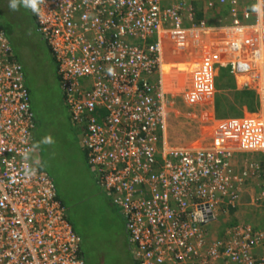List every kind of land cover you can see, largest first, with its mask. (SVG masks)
Masks as SVG:
<instances>
[{
    "label": "built area",
    "instance_id": "built-area-1",
    "mask_svg": "<svg viewBox=\"0 0 264 264\" xmlns=\"http://www.w3.org/2000/svg\"><path fill=\"white\" fill-rule=\"evenodd\" d=\"M201 4L225 8L231 21L196 20ZM40 9L37 31L71 121L83 126L88 165L125 218L136 264H264V226L233 225L217 238L205 228L222 204L237 205L247 175L264 180V162L249 161L246 172L234 163L236 153H264V114L223 121L214 146L168 145L164 45L167 33H185L177 54L196 51L168 70L189 71L187 103L212 100L223 66L264 99V0H43ZM34 129L24 66L0 25V264H87L52 176L34 163L25 175ZM254 202L264 205V183Z\"/></svg>",
    "mask_w": 264,
    "mask_h": 264
},
{
    "label": "rangeland",
    "instance_id": "rangeland-1",
    "mask_svg": "<svg viewBox=\"0 0 264 264\" xmlns=\"http://www.w3.org/2000/svg\"><path fill=\"white\" fill-rule=\"evenodd\" d=\"M8 3L9 0H0V23L7 30L6 35L12 44L16 59L24 66L26 83L31 91L32 107L37 120L34 135L38 149L34 147L36 151L33 153V161L38 163L34 164L46 170L54 179L58 194L66 205L67 216L83 238L82 247L87 264H136L135 246L130 241L125 218L113 203L112 195L99 186L94 172L87 163L86 149L81 139L83 126L75 125L71 121L54 58L48 44L37 31L34 14L24 7H21L19 11H12ZM202 5L198 8L203 10ZM203 12L207 21H211L210 24L231 19L230 14L222 15L215 9L206 10L205 8ZM195 19L198 20L197 12ZM254 20L253 16L249 21ZM182 71L186 72V80H188L189 71L186 69ZM221 72L230 73V67H217L215 70L212 97L215 101L217 91L220 89L218 77ZM182 90L183 88H179V91ZM229 94L231 96V93ZM176 100L177 104L173 108L176 115H179L180 111L185 116L189 115L186 118L188 130L190 128L196 130L203 124L209 125L208 119H211V116L203 119L204 121L200 118L193 119L191 118L193 107L183 102L178 93H176ZM208 103L210 102L204 104L209 105ZM202 114L205 113L202 112ZM174 117L176 118L175 115ZM179 124L172 125L175 127ZM178 131L182 135L189 132L183 129ZM171 132L174 140L179 142L178 136L173 130ZM224 135L228 138L231 134ZM48 136L54 143H44V138ZM219 136L220 134L217 138ZM237 154L238 156L234 157V163L236 167L238 165L241 167L244 163L242 153ZM226 226V223H220L215 232L209 231V233L220 237Z\"/></svg>",
    "mask_w": 264,
    "mask_h": 264
},
{
    "label": "crops",
    "instance_id": "crops-1",
    "mask_svg": "<svg viewBox=\"0 0 264 264\" xmlns=\"http://www.w3.org/2000/svg\"><path fill=\"white\" fill-rule=\"evenodd\" d=\"M224 9L219 10V12L222 14ZM226 12L224 11L223 14ZM228 13V12H227ZM226 13V14H227ZM225 14V15H226ZM229 15V14H228ZM227 15V16H228ZM231 19H228V21H225L226 23L230 22ZM223 24V22L221 20ZM176 37L178 41L175 43L173 42V37ZM166 34L164 40V45L167 48V51L170 54H166V92H167V100H168V123H167V130H166V140L168 145L170 146H182L187 148H201V147H210L214 146L218 142V131L220 126H222V122L227 121L232 118L242 117L247 114L257 113L260 112L264 114V99L260 96V94L253 88L249 87H242L239 82L237 83V77L233 75V73H229L231 76L232 84L230 87L225 88L224 86L218 87L220 88L219 91H217L216 95V101H207L210 102L207 104H190V107H193L191 118H200V120L204 121L203 119H207L208 116H211V119L209 121V125L203 124L199 125L196 130H191V128L188 130L187 120L186 118L189 116L183 115V113L180 111L179 115H176V111H174V106L177 104L176 100V93L181 96L182 101L187 103V100L185 98L184 93L187 89V85H190V80H186V72L183 71H175V70H168L170 69V65L175 62H181L190 60L193 55L190 56H183V58H180L177 53L178 51L174 49L176 44L182 43L183 41H186L188 39V36L185 33L182 34ZM176 55V56H175ZM172 56L174 57L172 59ZM196 57V56H195ZM194 57V58H195ZM220 70V69H219ZM184 75V76H182ZM219 84H223L227 76H219ZM229 82V81H228ZM187 84V85H186ZM179 88H183L182 91H179ZM243 90H249L253 91L254 97L252 98L250 96L249 102L252 105V108H249V106L246 103L242 104V99H236V94L234 92L236 91H243ZM178 91V92H177ZM231 93V96L230 94ZM221 101V104H217V99ZM222 100H221V99ZM206 102V103H207ZM176 109V108H175ZM207 111V113H206ZM257 111V112H256ZM204 112L205 114H202ZM209 112V113H208ZM200 114V117H199ZM176 116V118L174 117ZM172 117V119H171ZM185 120V121H182ZM180 123L179 126H173L172 124ZM190 124V123H189ZM187 130L186 134L182 135L178 130ZM171 130L174 131V133L178 136L179 142L175 141ZM194 132V133H193ZM196 132V133H195ZM196 137V138H194ZM173 144V145H171ZM35 147V146H34ZM86 149V148H85ZM36 151V150H35ZM34 151V152H35ZM87 152V151H86ZM242 153V166L236 167L238 171L244 172L247 164L249 161H251V158H256L257 162L263 163L264 162V153H258V152H241ZM245 153H252V154H245ZM238 154H235V157H237ZM87 160V156H86ZM246 172V171H245ZM264 183V180L262 178H253L251 176L247 175V179L243 185V191L241 198L236 206L228 205L227 203H224L221 205L219 211H218V218L210 223H208L205 228L209 231L215 232L217 227H219L220 223H226L227 226L230 225H237L242 223H251L255 227H263L264 226V205H260L258 202H254V197L257 196L260 189L262 188ZM264 203V202H263ZM224 228V227H221ZM220 228V230H221ZM222 231V230H221ZM210 234V233H209ZM224 234V231L222 232ZM212 234H210L211 236ZM213 236V235H212ZM211 238H217L216 236H213Z\"/></svg>",
    "mask_w": 264,
    "mask_h": 264
},
{
    "label": "trees",
    "instance_id": "trees-1",
    "mask_svg": "<svg viewBox=\"0 0 264 264\" xmlns=\"http://www.w3.org/2000/svg\"><path fill=\"white\" fill-rule=\"evenodd\" d=\"M224 9V11L227 13V10L225 9V8H223ZM219 10H221V9H219ZM219 10H217V11H219ZM224 11L222 12V15H223V13H224ZM225 13V14H226ZM197 18H198V20H202V19H204L205 18V14H204V12H203V10L202 9H198L197 10ZM209 23H211V21H209ZM0 25L2 26V24L0 23ZM2 28L5 30V32L7 31L3 26H2ZM47 43V42H46ZM49 46V45H48ZM49 49H50V47H49ZM50 51H51V53H52V56H53V58H54V61H55V64H57L56 63V60H55V57H54V55H53V52H52V50L50 49ZM56 70H57V65H56ZM221 71V70H220ZM57 75H58V72H57ZM221 76H227V79H226V81L221 85V84H219L218 83V87H221V86H224L225 88H228V87H230V85L232 84V80H231V76H230V74H228V73H220V77ZM58 78H59V81H60V77H59V75H58ZM229 81V82H228ZM29 91H30V89H29ZM234 94H236V99H242V104L243 103H246L248 106H249V108H252V105L250 104V102H249V99H250V96L253 98L254 97V92L253 91H249V90H243V91H236V92H234ZM221 99V98H220ZM223 99V98H222ZM221 99V100H222ZM30 101H31V91H30ZM221 104V101L219 100V98L217 99V104ZM188 105H190V103L188 102L187 103ZM31 105H32V101H31ZM32 109H33V107H32ZM33 112H34V110H33ZM34 120H35V128H36V122H37V120H36V117H35V114H34ZM81 135H83V131H82V134ZM82 139V138H81ZM34 146H36L37 147V145H36V140H35V135H34ZM37 149H38V147H37ZM86 156H87V153H86ZM88 163V162H87ZM91 169V168H90ZM95 179H96V176H95ZM96 181H97V179H96ZM98 183V182H97ZM100 186V185H99ZM57 193H58V190H57ZM58 197H59V199L61 200V202L63 203V205H64V207L66 208V205H65V203L63 202V200L61 199V197L59 196V194H58ZM66 210H67V208H66ZM69 217V216H68ZM70 220V219H69ZM73 224V223H72ZM74 228H75V226H74ZM75 230H76V228H75ZM77 231V230H76ZM78 232V231H77ZM79 233V232H78ZM80 234V233H79ZM80 236H81V234H80ZM82 237V236H81ZM82 241H83V238H82ZM83 255L85 256V254H84V251H83ZM135 263H136V261H135Z\"/></svg>",
    "mask_w": 264,
    "mask_h": 264
},
{
    "label": "clouds",
    "instance_id": "clouds-1",
    "mask_svg": "<svg viewBox=\"0 0 264 264\" xmlns=\"http://www.w3.org/2000/svg\"><path fill=\"white\" fill-rule=\"evenodd\" d=\"M43 3V0H9L8 7L12 11H19L21 7L30 10L34 14H39L41 9L40 5ZM44 143L52 144L54 143L53 139L48 136L44 138ZM23 156L26 161L30 160V152L25 151ZM33 163H38V161H33L32 163H26L24 167V172L26 176H31L35 174V167Z\"/></svg>",
    "mask_w": 264,
    "mask_h": 264
}]
</instances>
